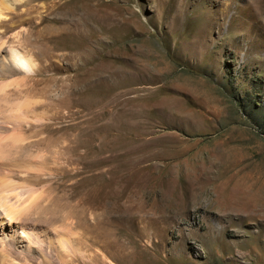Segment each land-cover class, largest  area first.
Listing matches in <instances>:
<instances>
[{
  "label": "rangeland",
  "instance_id": "374dc122",
  "mask_svg": "<svg viewBox=\"0 0 264 264\" xmlns=\"http://www.w3.org/2000/svg\"><path fill=\"white\" fill-rule=\"evenodd\" d=\"M34 4L21 156L40 217L81 223L71 264H264V0Z\"/></svg>",
  "mask_w": 264,
  "mask_h": 264
},
{
  "label": "bare ground",
  "instance_id": "6f19581e",
  "mask_svg": "<svg viewBox=\"0 0 264 264\" xmlns=\"http://www.w3.org/2000/svg\"><path fill=\"white\" fill-rule=\"evenodd\" d=\"M34 1L0 0V264H71L83 256L81 223L56 228L40 217L42 185L31 179L38 165L21 156L44 139L29 133L42 123L34 100L44 92L35 77L51 67L47 49L31 41L37 22L48 20Z\"/></svg>",
  "mask_w": 264,
  "mask_h": 264
}]
</instances>
